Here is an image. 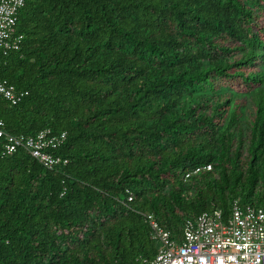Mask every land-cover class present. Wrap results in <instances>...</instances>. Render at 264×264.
I'll list each match as a JSON object with an SVG mask.
<instances>
[{
  "label": "trees",
  "instance_id": "trees-1",
  "mask_svg": "<svg viewBox=\"0 0 264 264\" xmlns=\"http://www.w3.org/2000/svg\"><path fill=\"white\" fill-rule=\"evenodd\" d=\"M17 30L4 129L65 132L68 162L0 156V264H141L149 213L178 239L264 207V0H25Z\"/></svg>",
  "mask_w": 264,
  "mask_h": 264
},
{
  "label": "built area",
  "instance_id": "built-area-1",
  "mask_svg": "<svg viewBox=\"0 0 264 264\" xmlns=\"http://www.w3.org/2000/svg\"><path fill=\"white\" fill-rule=\"evenodd\" d=\"M24 4L25 0H0V58L20 49L23 34L17 30V19ZM26 94L0 79V99L16 105ZM65 139V132L55 134L49 128L34 135L10 133L0 118V156L24 151L45 168L54 169L68 162L54 152ZM210 168L209 164L197 167L185 177ZM145 217L159 249L153 258L142 259L141 264H264V207L261 205L241 204L235 199L226 215L215 208L186 218L178 239L172 238L153 214Z\"/></svg>",
  "mask_w": 264,
  "mask_h": 264
}]
</instances>
